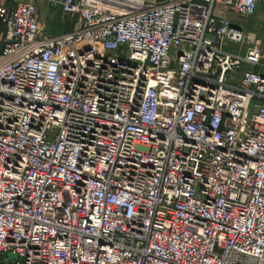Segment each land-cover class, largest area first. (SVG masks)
<instances>
[{"label":"built area","instance_id":"1","mask_svg":"<svg viewBox=\"0 0 264 264\" xmlns=\"http://www.w3.org/2000/svg\"><path fill=\"white\" fill-rule=\"evenodd\" d=\"M59 3L0 5V264H264V0Z\"/></svg>","mask_w":264,"mask_h":264},{"label":"crops","instance_id":"2","mask_svg":"<svg viewBox=\"0 0 264 264\" xmlns=\"http://www.w3.org/2000/svg\"><path fill=\"white\" fill-rule=\"evenodd\" d=\"M15 1L16 0H0V5L11 6L15 3ZM59 1L60 0H35L39 26L42 28H51L53 26H56L57 28L61 27L62 33L70 32L68 30L73 31L77 24L76 18L72 19L70 16L63 14L61 11ZM145 1L160 3L168 0H145ZM194 5L195 7H199L201 4L197 2ZM2 36H3V25L0 22V47H1Z\"/></svg>","mask_w":264,"mask_h":264},{"label":"rangeland","instance_id":"3","mask_svg":"<svg viewBox=\"0 0 264 264\" xmlns=\"http://www.w3.org/2000/svg\"><path fill=\"white\" fill-rule=\"evenodd\" d=\"M241 19H242V22L244 23V25L246 26V28L254 29L255 31H257L260 34L262 40L264 41V10H262L260 12V18L258 15L256 17H252V18H241ZM40 28L43 31L52 32L53 35L62 33L61 27L57 28L56 26H53L51 28H42V27H40ZM68 31H71V30H68ZM2 258L3 257H1L0 262L2 261Z\"/></svg>","mask_w":264,"mask_h":264},{"label":"water","instance_id":"4","mask_svg":"<svg viewBox=\"0 0 264 264\" xmlns=\"http://www.w3.org/2000/svg\"><path fill=\"white\" fill-rule=\"evenodd\" d=\"M14 258H16V255L15 254L8 253L3 264H8Z\"/></svg>","mask_w":264,"mask_h":264}]
</instances>
